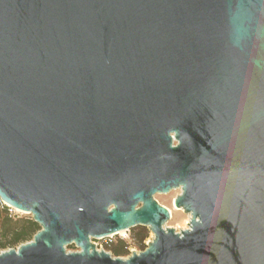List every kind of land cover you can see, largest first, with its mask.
Instances as JSON below:
<instances>
[{"label":"water","instance_id":"1","mask_svg":"<svg viewBox=\"0 0 264 264\" xmlns=\"http://www.w3.org/2000/svg\"><path fill=\"white\" fill-rule=\"evenodd\" d=\"M0 201V264H264V0H0Z\"/></svg>","mask_w":264,"mask_h":264},{"label":"trees","instance_id":"2","mask_svg":"<svg viewBox=\"0 0 264 264\" xmlns=\"http://www.w3.org/2000/svg\"><path fill=\"white\" fill-rule=\"evenodd\" d=\"M0 205V249L16 247V245L30 241L34 236L33 234L40 229L39 224L32 219L31 215L12 217L8 213V207ZM133 228H136V233L132 237L134 243L144 250L146 246H144L143 241L148 236V231L140 225L133 226ZM106 248L115 257L129 253L127 244L122 239H119L115 245L107 243Z\"/></svg>","mask_w":264,"mask_h":264},{"label":"rangeland","instance_id":"3","mask_svg":"<svg viewBox=\"0 0 264 264\" xmlns=\"http://www.w3.org/2000/svg\"><path fill=\"white\" fill-rule=\"evenodd\" d=\"M180 191H181L180 188H176V189H172L168 192H161V193H156L153 195L154 199L156 201H158V203H160L161 205L163 204L164 206H166L168 208L169 213H170V210H172V216L170 215L171 218L167 221L166 224L169 227H173L176 231L180 230V229H185V227H186L185 221L190 218V216L188 217V214L184 213L182 208H179L180 210H177V211L174 210L175 206H174L173 199L175 198V196L178 193H180ZM0 204L6 206L1 201H0ZM6 207H8V206H6ZM0 208H1V205H0ZM8 213L12 217H22V216L31 215L30 213L26 214V213H24L18 209L10 210L9 207H8ZM188 223H189V220H188ZM142 227H144V226H142ZM144 228L148 231V236L143 241L144 246H146V243L148 242L149 239L152 238L153 234L147 227H144ZM123 232H124L123 234H119V233L118 234H110L109 236H106V237L101 238V239L92 238L91 240L94 243L95 248H97L98 250H106L110 254H111V252L108 248H106V244L111 243V244L115 245L119 241V239L124 240L127 244L129 253L126 255H120L121 257H127L134 250H136V251L142 250L138 246H136V244L134 243V239L132 238L134 233H136V228H130V229L125 230ZM17 246L18 245H16V247ZM16 247H4V248L0 249V252L2 250H7L9 248L16 249ZM66 249L68 251H75V250H78L79 248L74 246L73 244H71V245H68L66 247ZM111 256H113V255H111ZM113 257H115V256H113Z\"/></svg>","mask_w":264,"mask_h":264},{"label":"clouds","instance_id":"4","mask_svg":"<svg viewBox=\"0 0 264 264\" xmlns=\"http://www.w3.org/2000/svg\"><path fill=\"white\" fill-rule=\"evenodd\" d=\"M247 15V10L243 4L238 5L232 12V16L235 22L239 23ZM245 34L243 28L239 29L234 36V41L238 42L239 39H242Z\"/></svg>","mask_w":264,"mask_h":264},{"label":"bare ground","instance_id":"5","mask_svg":"<svg viewBox=\"0 0 264 264\" xmlns=\"http://www.w3.org/2000/svg\"><path fill=\"white\" fill-rule=\"evenodd\" d=\"M15 209H16V208H15ZM174 210L177 211V210H180V209H179V207H177V208L174 207ZM170 215L172 216V210H170ZM189 216H190V215L188 214V217H189ZM188 220H189V219H187V220L185 221V224H186L185 229L188 228V224H189V223H188ZM123 231H125V230H119V231L117 232V234H118V233H119V234H123V233H124Z\"/></svg>","mask_w":264,"mask_h":264},{"label":"built area","instance_id":"6","mask_svg":"<svg viewBox=\"0 0 264 264\" xmlns=\"http://www.w3.org/2000/svg\"><path fill=\"white\" fill-rule=\"evenodd\" d=\"M2 202V201H1ZM3 203V202H2ZM4 204V203H3ZM7 206V205H6ZM9 208H10V210H13V209H15V208H12V207H10V206H8Z\"/></svg>","mask_w":264,"mask_h":264}]
</instances>
